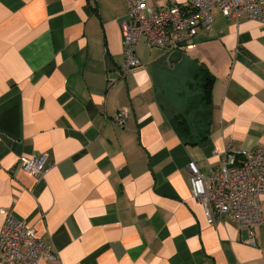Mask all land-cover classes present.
<instances>
[{
    "label": "crops",
    "instance_id": "obj_1",
    "mask_svg": "<svg viewBox=\"0 0 264 264\" xmlns=\"http://www.w3.org/2000/svg\"><path fill=\"white\" fill-rule=\"evenodd\" d=\"M125 13L126 0H0V227L12 215L50 244L57 259L38 264H264V194L252 243L247 227L207 223L187 168L264 145V22L214 10L181 57L142 37L122 76ZM200 65L214 81L193 145L170 120L199 94ZM36 153L42 177L18 162Z\"/></svg>",
    "mask_w": 264,
    "mask_h": 264
},
{
    "label": "built area",
    "instance_id": "obj_2",
    "mask_svg": "<svg viewBox=\"0 0 264 264\" xmlns=\"http://www.w3.org/2000/svg\"><path fill=\"white\" fill-rule=\"evenodd\" d=\"M221 16L264 22V0H183L149 6L145 0H126V13L120 21L124 70L140 66L136 45L143 37L146 43L161 50H180L192 47V38L200 29H209L215 20L213 11ZM124 112L116 115L118 124L124 123ZM220 165L201 173L192 160L190 172L191 196L199 202L209 224L223 218L238 226L247 227L254 242V230L262 223L259 198L264 194V145L253 150L224 151ZM19 165L27 172L42 177L46 171L45 155L21 156ZM0 264H38L44 258L57 259L53 247L36 236L26 221L7 215L0 227Z\"/></svg>",
    "mask_w": 264,
    "mask_h": 264
},
{
    "label": "trees",
    "instance_id": "obj_3",
    "mask_svg": "<svg viewBox=\"0 0 264 264\" xmlns=\"http://www.w3.org/2000/svg\"><path fill=\"white\" fill-rule=\"evenodd\" d=\"M200 69L193 78L195 88L200 91L199 94L188 98L185 113L175 114L170 120L174 130L184 142L193 145L203 143L208 135L207 129L203 128V122L209 118L210 92L214 81V76L204 65H200ZM191 110H195L192 119L188 116ZM193 128H196V134L192 133Z\"/></svg>",
    "mask_w": 264,
    "mask_h": 264
},
{
    "label": "water",
    "instance_id": "obj_4",
    "mask_svg": "<svg viewBox=\"0 0 264 264\" xmlns=\"http://www.w3.org/2000/svg\"><path fill=\"white\" fill-rule=\"evenodd\" d=\"M170 55H178L179 57H181L182 56V52L180 50H172L171 53H170ZM167 61L168 62L170 61L169 56L167 58ZM168 67L173 68L172 65L171 66H168Z\"/></svg>",
    "mask_w": 264,
    "mask_h": 264
},
{
    "label": "rangeland",
    "instance_id": "obj_5",
    "mask_svg": "<svg viewBox=\"0 0 264 264\" xmlns=\"http://www.w3.org/2000/svg\"><path fill=\"white\" fill-rule=\"evenodd\" d=\"M178 76H179V73L176 74V77H178ZM186 76H187V78H188V74H187ZM197 81H198V80H196V82H197ZM170 82H171L173 85H176V86H177V85H180V81H179V80H175V79H173V78L170 80ZM194 82H195V80H194Z\"/></svg>",
    "mask_w": 264,
    "mask_h": 264
}]
</instances>
